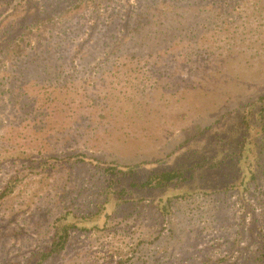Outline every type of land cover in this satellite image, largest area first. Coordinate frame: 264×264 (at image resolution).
Returning <instances> with one entry per match:
<instances>
[{
    "label": "rangeland",
    "instance_id": "374dc122",
    "mask_svg": "<svg viewBox=\"0 0 264 264\" xmlns=\"http://www.w3.org/2000/svg\"><path fill=\"white\" fill-rule=\"evenodd\" d=\"M263 95L264 0H0V264L63 215L104 223L42 264H264V176L241 194L206 162L166 217L138 186L220 160L234 122L200 134ZM80 154L146 165L110 190Z\"/></svg>",
    "mask_w": 264,
    "mask_h": 264
},
{
    "label": "trees",
    "instance_id": "16d2710c",
    "mask_svg": "<svg viewBox=\"0 0 264 264\" xmlns=\"http://www.w3.org/2000/svg\"><path fill=\"white\" fill-rule=\"evenodd\" d=\"M230 121L234 122L237 133L233 132V134L238 137L233 143L235 145L232 150L230 148L231 151L222 155L220 160L217 159V156L212 160L202 157L200 158V162H194L191 167L187 164H180L170 169L151 172L142 183H135L136 186L138 184L141 188L156 193L162 192L152 204L159 210V213L163 217L168 216L170 203L174 197H183L186 195L187 191L184 186L198 167H205L204 164L206 162L209 163V168L211 169L225 171L222 176L224 185L227 184L224 187L225 190L233 188L241 194L248 190L249 183L257 181L258 178L264 176V95L258 97L254 102L239 107L233 112L222 116V118L216 120L213 125L207 127L200 135L206 131H208L207 134L214 135L216 133L215 128L218 127L217 129L220 130L223 125H226ZM198 138H200L199 135L192 139ZM71 160L80 164L88 163L90 166L99 170L105 178L104 184L110 190L115 188L118 183L122 184L124 179H130L131 182L132 180L138 182L135 179L136 175L139 169L146 165L145 163L134 165L106 163L98 158H88L82 154L72 156ZM120 188L124 189L125 187L121 186ZM12 190L13 185L8 184L5 190L0 193V200L10 194ZM119 190L122 193L125 192V189ZM165 192L167 194L163 196ZM201 192L207 194L205 190H201ZM103 209L105 208H101L99 214H101ZM90 221L92 219L80 220L78 221L80 222L78 225L74 217L69 218L68 215L57 217L53 222L54 232L49 247L45 248L39 254H35L32 261H35V264H42L50 257L62 252L67 244L69 231L73 228L79 231H90L99 228L104 223L103 218H99L93 225Z\"/></svg>",
    "mask_w": 264,
    "mask_h": 264
}]
</instances>
